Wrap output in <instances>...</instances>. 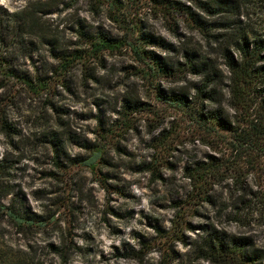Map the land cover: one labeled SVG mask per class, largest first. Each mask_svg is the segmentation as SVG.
<instances>
[{
	"label": "rangeland",
	"instance_id": "1",
	"mask_svg": "<svg viewBox=\"0 0 264 264\" xmlns=\"http://www.w3.org/2000/svg\"><path fill=\"white\" fill-rule=\"evenodd\" d=\"M71 1L0 2V122L9 128L7 136L0 130V203L29 217L60 214L56 226L19 229L0 211V264H158L161 257L164 264H211L201 255L212 230L251 237L264 249V180L251 174L246 188L230 176L216 178L212 204L190 201L186 168L209 155L226 158L224 146L218 147L221 153L209 150L195 140L179 112L157 104L130 52L89 57L95 33L116 39L122 31L103 10L93 12V1L75 0L70 6ZM229 1L243 25L264 35V0ZM35 2L41 3L35 7L41 36L16 27L14 21L22 16L8 17ZM126 21L175 48L171 53L151 48L161 58L184 64V51H195L216 61L228 76L221 45L180 15L138 4L128 9ZM229 51L237 55L233 48ZM76 53L84 58L60 77L59 56ZM6 64L16 75L36 73L50 81V92L35 98L14 78L4 80ZM180 77L156 83L169 92L199 82L192 75ZM226 84L225 78L218 88L224 95L220 104L231 119ZM49 99L57 111L46 107ZM124 99H139L146 105L139 109L146 110L125 116ZM217 107L210 104L207 111ZM123 117L128 122L121 127ZM54 131L61 136L65 173L52 163L49 139ZM163 134H168L172 151L152 172V143ZM101 146V174L76 165Z\"/></svg>",
	"mask_w": 264,
	"mask_h": 264
},
{
	"label": "trees",
	"instance_id": "2",
	"mask_svg": "<svg viewBox=\"0 0 264 264\" xmlns=\"http://www.w3.org/2000/svg\"><path fill=\"white\" fill-rule=\"evenodd\" d=\"M91 1H93V12L95 14L102 10L106 12L109 20L122 31V35L112 39L101 32L95 33L89 40V57L99 60L103 53L123 50L130 52L137 67L135 70L147 83L153 100L165 108L179 112L188 123L191 133L195 135V140L209 150L221 153L218 147L224 146L226 158L222 153L221 158L209 155L204 161L186 168V178L191 187L190 201L212 204L211 193L216 185V178L222 180L230 176L229 178L234 181L240 180L243 185L245 183L246 188L247 178L251 174L264 180V35L241 23L237 7L235 8L229 0H185L189 5L173 0ZM74 3L75 0H72L70 6ZM40 4V2L30 3L19 13H12L8 17L22 16L23 18L14 21L16 27L25 30L30 36H41V17H38L39 11L35 9ZM138 4H152L167 16L171 13L180 15L194 28L205 32L213 42L221 45L220 52L228 76H223L216 61L201 57L195 51L185 50L184 64L176 65L153 52L151 48L159 49L164 53L174 52L175 48L164 39L145 32L142 26L127 25L128 9ZM203 17L215 20L208 23ZM217 31L219 33H214ZM223 41L226 44H221ZM229 48H233L237 55H232ZM83 58L84 56L78 53L60 55L59 76L62 77L68 71L72 62ZM1 74L4 80L14 78L35 98L51 90V82L42 79L36 73L16 75L6 64ZM180 75L182 79L192 75L197 77L199 82L193 84L191 88L183 86L177 91L169 92L163 91L156 83L158 79L179 78ZM225 78L226 106L233 113L231 119L220 104L224 95L218 88ZM44 104L49 110L57 111L52 100H45ZM210 104H218V107L207 111ZM143 105L139 99H124L121 110L123 115L128 116L132 112L145 111V108L139 109V106ZM127 120L123 117L120 126H126ZM0 130L7 136L9 128L5 121L0 122ZM166 135L163 134L153 140L155 158L151 162L152 172L159 161L165 159L163 162H167V157L172 151ZM49 142L53 151V165L65 173L60 160L64 161L66 158L60 143V134L56 131L51 133ZM103 153L102 146L92 148L88 156L76 165L89 169L94 176L101 174ZM0 211L19 229H45L50 225L56 226L60 221V214L56 217V214H53L48 218L29 217L1 203ZM176 218L181 220L179 210ZM183 225L181 223V226ZM177 240L183 241L180 237ZM203 243L204 250L201 256L211 264H264V249L257 247L251 237L212 230L206 234ZM164 261V257H161L158 264H164Z\"/></svg>",
	"mask_w": 264,
	"mask_h": 264
},
{
	"label": "snow or ice",
	"instance_id": "3",
	"mask_svg": "<svg viewBox=\"0 0 264 264\" xmlns=\"http://www.w3.org/2000/svg\"><path fill=\"white\" fill-rule=\"evenodd\" d=\"M0 2H2V0H0Z\"/></svg>",
	"mask_w": 264,
	"mask_h": 264
}]
</instances>
